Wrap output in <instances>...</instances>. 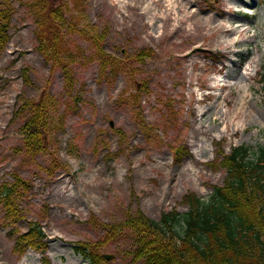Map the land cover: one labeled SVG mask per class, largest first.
<instances>
[{
	"label": "rangeland",
	"instance_id": "374dc122",
	"mask_svg": "<svg viewBox=\"0 0 264 264\" xmlns=\"http://www.w3.org/2000/svg\"><path fill=\"white\" fill-rule=\"evenodd\" d=\"M122 1L0 0L14 14L0 57V182L32 185L18 190L14 227L0 215V264H90L77 253L83 244L113 256L102 264H144L133 259L132 232L118 228L106 241L110 228L138 211L156 221L185 212L188 192L208 200L226 177L218 151L264 145V0H164L150 9L156 22ZM50 7L64 13L59 57L72 75L38 52ZM92 36L117 77L101 75ZM43 96L55 105L43 153L30 158L20 107ZM30 222L45 248L19 257L9 232Z\"/></svg>",
	"mask_w": 264,
	"mask_h": 264
},
{
	"label": "trees",
	"instance_id": "16d2710c",
	"mask_svg": "<svg viewBox=\"0 0 264 264\" xmlns=\"http://www.w3.org/2000/svg\"><path fill=\"white\" fill-rule=\"evenodd\" d=\"M42 18L48 20L46 23L49 22L51 28L43 36L37 34L40 54L47 62L59 64L62 58L58 49L61 37L58 21L63 23V16L50 7ZM10 27L11 11L0 8V53L8 43ZM98 55L101 70L110 69L114 77L118 72L114 69L117 64L104 58L102 51H98ZM149 56L140 53L137 60L142 62ZM47 126L46 108L42 104L35 106L22 127L29 154L44 150ZM249 149L241 146L233 148L228 155L221 152L220 166L226 172L225 183L214 188L207 202L194 193L187 194L184 197L187 212L170 211L164 213L160 221L138 212L121 226H113L106 241L120 233L118 228L130 229L135 235L133 259L144 264H264V147H259L255 155ZM29 188L28 183H23L24 190ZM12 193L5 199L0 194V204L7 210L6 218L17 222L20 215ZM29 225V231L16 239L17 253L23 254L28 248H44L40 227ZM95 246L83 244L78 251L90 255L96 264L101 263L102 258L96 255Z\"/></svg>",
	"mask_w": 264,
	"mask_h": 264
},
{
	"label": "bare ground",
	"instance_id": "6f19581e",
	"mask_svg": "<svg viewBox=\"0 0 264 264\" xmlns=\"http://www.w3.org/2000/svg\"><path fill=\"white\" fill-rule=\"evenodd\" d=\"M122 2L125 6H131V7H135L138 10H142L141 12L142 17L150 18L151 20H154V22H156L160 17L158 15L152 14L150 12V9L152 7L161 8L164 7L165 4L164 0H149V2H147V0H128V2L126 0H123ZM167 3L169 4V6L176 7L178 4L181 3V0H167ZM184 7L185 5L182 4L181 9H184ZM189 16L187 18H189ZM219 26H221V29L225 28V26L222 24H220ZM233 29L234 28H230L229 30H233Z\"/></svg>",
	"mask_w": 264,
	"mask_h": 264
}]
</instances>
